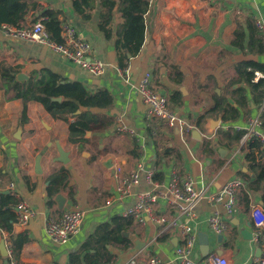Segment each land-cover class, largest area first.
Here are the masks:
<instances>
[{
	"label": "crops",
	"instance_id": "1",
	"mask_svg": "<svg viewBox=\"0 0 264 264\" xmlns=\"http://www.w3.org/2000/svg\"><path fill=\"white\" fill-rule=\"evenodd\" d=\"M27 1L34 8L23 25L44 24L46 10L58 12L59 20L74 25L107 68L101 76H93L45 45L6 37L0 27V194L12 198L13 210L22 199L38 212L35 219L20 226V231L15 223L12 235L0 229V244L5 241L9 254L4 258L0 253V264L11 259L22 264H71L73 255L79 257L77 264H125L133 257L144 261L151 256L179 264L175 260L176 237L161 234L150 221L142 225L124 215L136 197H118L115 167L120 165L126 177L140 162L146 169L157 170L155 180L163 191L172 173L190 178L196 189L207 188V197L233 179L245 181V188L237 195L240 211L235 217H230L222 204L206 198L195 204L196 217L191 224L198 242L193 259L202 264H212L211 258L225 259L227 264H253L261 256L263 242L256 236L251 211L255 204L264 208V203L262 192L252 190L257 174L252 164L264 167V152L245 136L252 118H259L264 130V101L256 102L259 93L240 80L237 67L244 61L264 66V51L258 54L248 46L253 35L264 46V33L256 27V20L264 21V0H150L144 43L136 54L117 48L123 24L119 12L115 11L108 25L101 20L99 8L90 19H83L74 12L71 0ZM237 31L245 35L243 48L234 44ZM1 67L27 75L25 81L56 74L63 83H80L91 94L106 90L113 104L106 110L81 109L70 118L75 122L91 112L95 119L92 130L87 131L91 136L86 138V132L84 141L73 144L68 124L55 120L39 103L24 106L21 100L9 99ZM119 69H126L128 75ZM148 71L154 89L201 133L200 140L191 133L185 141L178 128L171 129L147 116L137 87ZM260 80H264V72L256 70L254 83ZM220 99L225 100L226 111L213 113ZM122 127L134 130L135 135L121 132ZM240 135L241 139L235 140ZM57 144L69 153L68 164L53 163L58 156ZM39 155L41 174L36 171ZM57 173L62 178L53 184L51 178ZM50 188L55 189L53 197L49 196ZM150 188L143 179L134 191ZM58 194L66 200L64 209L54 201ZM68 209L83 211L84 220L76 235L57 245L47 236L45 221ZM159 211L174 213L163 205ZM215 212L228 224L222 235L209 225ZM117 217L133 219L123 231L125 241L105 236L108 230L103 226L112 225ZM201 234L207 235L208 254L200 243ZM13 241L24 242L22 248L15 250Z\"/></svg>",
	"mask_w": 264,
	"mask_h": 264
},
{
	"label": "built area",
	"instance_id": "2",
	"mask_svg": "<svg viewBox=\"0 0 264 264\" xmlns=\"http://www.w3.org/2000/svg\"><path fill=\"white\" fill-rule=\"evenodd\" d=\"M3 34L11 39L45 45L53 52L62 55L68 61L87 71L93 76H101L107 68V64L94 52L92 45L85 40L77 31L76 27L69 22H62V43L55 42L47 31L43 22L23 25L19 28L7 25L0 26ZM257 29L264 33V21L256 20ZM119 73L128 75L126 69H119ZM261 74H257L260 76ZM138 94L147 106V116L164 122L169 128H178L181 137L186 138L194 130V126L185 117H180L171 109L166 96L159 94L153 86L151 72H145L137 87ZM262 121L259 118L249 120L246 129L245 139L256 141L264 152V130L261 129ZM121 132L135 135V131L122 127ZM115 178L117 180L116 191L120 199L135 196V202L125 212V217L134 218L137 222L145 225L147 221L152 222L160 228L161 234L176 237L178 245L175 248V260L179 264H202L193 259V252L197 246V232L191 221L195 219L193 208L195 204L206 198L209 202L222 204L230 217L239 213L237 195L245 188L246 182L242 179H233L215 195L207 197V188L196 189L194 182L190 179H181L177 174L172 173L170 183L166 190L155 180L157 170L146 169L140 162L136 169L128 176H122L123 169L116 164ZM150 185V189L142 192H135L142 180ZM13 187V186H12ZM174 212L166 214L159 211V206ZM17 225L25 226L38 215L37 210L25 200H17L15 204ZM251 217L256 229V236L262 239L261 256L256 258L253 264H264V208L255 204L252 207ZM84 220V212L80 209L65 210L60 216H49L45 221V232L47 236L57 245L66 244L81 229ZM209 225L218 235H222L228 227L223 221L219 212L210 218ZM212 264H227L225 259L211 258ZM8 264H22L16 259H11ZM125 264H168L156 256L146 260L137 257L131 258Z\"/></svg>",
	"mask_w": 264,
	"mask_h": 264
},
{
	"label": "trees",
	"instance_id": "3",
	"mask_svg": "<svg viewBox=\"0 0 264 264\" xmlns=\"http://www.w3.org/2000/svg\"><path fill=\"white\" fill-rule=\"evenodd\" d=\"M71 2L74 12L83 19H90L92 12L99 8L101 20H104L108 25L113 19L115 11L119 12L123 24L118 33L117 48L133 54L141 51L145 38V15L150 0H71ZM31 8L34 6L31 7L27 0H0V26L7 25L17 28L23 26L24 18ZM43 16L47 18L44 25L51 38L57 43H62V21L59 20V13L49 9L43 13ZM244 42V33L237 31L234 44L243 48ZM248 46L251 51L254 52L255 49L258 54L264 51L262 40L255 38L254 35ZM256 70L264 72V66L255 62L244 61L237 67L240 80L252 87L254 92L259 93L255 96V100L262 104L264 101V91L262 90L264 80H260L257 84L254 83ZM13 72L9 67H1L2 82L9 99L21 100L24 106L32 101L39 103L55 120L64 121L68 124L69 141L73 144L84 141V136L87 131L92 130L91 124L95 119L91 112L83 113L80 115V119L75 122H71L70 118L75 117L81 109L106 110L113 104L112 95L108 91L102 90L96 94H91L84 85L63 83L56 74H48L41 79L15 82ZM58 98H63V100L57 101ZM224 104H226L224 99L218 100L212 112H225ZM225 119L228 120V117ZM200 123L201 121H199V125ZM240 139L241 135L235 140L239 141ZM253 144L261 149L258 142L254 141ZM247 158H250V154L247 155ZM252 167L257 171L253 184L255 187H252V190L262 192L264 203V167L256 162H253ZM61 178L62 175L57 173L51 178V182L57 183ZM53 194H55V189L50 188L49 196L53 197ZM13 205L9 195L0 194V229L9 232L11 235L14 232V225L17 223ZM132 220L131 218L117 217L113 220L112 225L103 226L108 230L107 235H105L107 239L125 241L123 231L133 223ZM23 243L14 242L15 250H20ZM78 261V255H73L71 264H77Z\"/></svg>",
	"mask_w": 264,
	"mask_h": 264
},
{
	"label": "water",
	"instance_id": "4",
	"mask_svg": "<svg viewBox=\"0 0 264 264\" xmlns=\"http://www.w3.org/2000/svg\"><path fill=\"white\" fill-rule=\"evenodd\" d=\"M14 77H15V82H23V81L29 79L28 76L23 74V73H16V74H14ZM56 100L57 101H61V98H58ZM215 125H216V122L213 123L212 128H215ZM47 129H49V128H47ZM21 134H22V130L20 129L18 131L16 137L20 139L21 138ZM90 136H91V133L87 132L86 138H89ZM192 136L194 138H198L199 140L201 139V133L198 130H196V129L192 131ZM57 153H58V156L56 158L54 157L53 163L59 162V163H62V164H68L70 162L69 153L66 152L60 144H57ZM41 158H42V155H39L37 157V160H36V171H37L38 174L42 173L41 165H40ZM54 201L58 204L60 209H64L66 200H65V198L63 197L62 194L56 195V197H54ZM17 230L20 231L21 227L18 226ZM246 233L244 231L243 235H245ZM250 235L251 234H248V237H251ZM246 236H247V234H246ZM200 243L203 246V249L206 251V254H208L209 242H208L207 235H205V234H201L200 235ZM0 253H1V255L4 258H7L9 256L8 250H7L6 246H5V241H2L1 244H0ZM218 254H219V252H218ZM4 264H8V261H6Z\"/></svg>",
	"mask_w": 264,
	"mask_h": 264
}]
</instances>
